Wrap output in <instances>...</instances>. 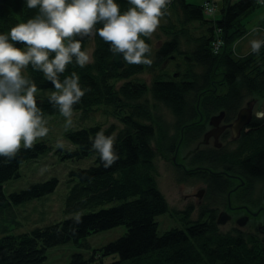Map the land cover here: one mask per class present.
<instances>
[{"label":"trees","instance_id":"trees-1","mask_svg":"<svg viewBox=\"0 0 264 264\" xmlns=\"http://www.w3.org/2000/svg\"><path fill=\"white\" fill-rule=\"evenodd\" d=\"M116 2L122 12L129 7L127 0ZM206 2L214 7L212 1ZM256 3L258 0H237L223 6L221 17L214 20L204 16L203 2L171 0L163 17L165 22L160 24L161 32L167 37L158 40L157 44H154L153 35L151 39L142 37L151 48L149 58L153 63L150 67L124 62L123 67L118 68L112 62L109 44L98 35L94 39L83 38L82 50L85 51L89 40L93 41L94 63L83 68L75 63L68 65L60 79L75 71L80 77V86L90 88L81 102L74 106V111L84 119H88L93 111L104 109L105 113L108 111L113 115L115 121L106 127L88 123L65 131L64 137L73 148L62 150L57 147L54 153L63 159L93 157V161L87 166L69 170L68 187L63 197L65 216L62 219L20 232L14 231V226L0 230V264H41L48 259V249L63 245L69 247L70 244L85 247L87 251L72 250L67 264H264L263 241L239 231L221 233L212 218L200 222L189 220L184 227L176 226L162 234L157 233L156 217L167 212L169 207L157 186L154 168L157 147L152 144L156 134L154 122L157 121L152 115H155L156 107H166L179 121H188L195 112L189 96L201 90L208 91L210 73L217 66L222 67L226 94L222 99L215 96L213 106L207 110L213 111L222 104L220 109L225 111V121H230L243 106L246 96L259 94L256 97L264 100V67L251 74L254 58L260 56L264 61V43L258 56V52H251L238 60L226 52L228 41H231L229 32L237 21L242 24L241 17ZM38 12V8L27 7V0H0V33H7L12 26L26 22ZM217 30H221L224 45L216 52L212 43L219 34ZM184 36L190 37L186 39L188 47L181 51L180 40ZM12 43L21 50L27 47L22 42ZM176 52L185 54L183 59L193 67L191 78L179 80L178 74L167 77L159 68L167 57ZM54 55L50 53L49 58ZM152 72L153 79L146 80L142 76ZM25 75L37 85V105L45 117L61 115L48 100L51 92L56 90L44 78L43 72L33 70L29 65ZM247 128L250 130L243 131L237 139L236 156L221 157L220 153L210 160L216 166L228 165L246 179L264 178V143L254 150L249 149L254 134L264 137V119L254 116ZM102 129H106V135L117 134L114 148L120 158L110 168L102 166L99 153L92 149L95 134ZM52 149V141L39 140L34 149H22L10 162L0 158V216L6 214L17 222V207L43 198L56 189L59 181L55 176L32 182L9 194L4 192L3 186L6 181L19 176L24 162ZM247 149L251 152H246ZM77 215L80 223L75 220ZM119 225H124L126 231L116 239L99 246L90 244L88 236L92 233ZM109 255H116L117 259L104 261Z\"/></svg>","mask_w":264,"mask_h":264},{"label":"rangeland","instance_id":"rangeland-1","mask_svg":"<svg viewBox=\"0 0 264 264\" xmlns=\"http://www.w3.org/2000/svg\"><path fill=\"white\" fill-rule=\"evenodd\" d=\"M188 2L201 4L204 0H187ZM214 4V11L211 14L203 11L206 18H212L214 20L221 17V10L223 6L232 4L237 0H210ZM244 16V17H243ZM241 17L242 24L237 21L230 33V42L228 41L226 52L233 56L235 59L241 60L248 56L251 50V42L253 40H259L264 42V2L256 3L250 10H248ZM165 22V19H161V23ZM221 31V30H220ZM220 31L217 30L220 36ZM190 35V34H189ZM154 44H157L158 40L165 39L167 36L161 32L159 26L155 33ZM190 36L182 37L181 46L183 51L188 46L187 38ZM221 37V36H220ZM222 38V37H221ZM229 40V39H228ZM224 45V40L222 39ZM66 43V41H65ZM262 45V44H261ZM213 46V44H212ZM93 50V41L89 40L86 51L91 53ZM259 52L257 53L258 56ZM172 56L173 58H171ZM166 60L159 66L163 73L167 74V77L178 74L179 80L191 78L190 75L194 73L193 67L187 63L183 57L185 54L182 52L172 53ZM185 58V57H184ZM163 65V66H162ZM264 67V61L260 56L254 58V64L252 65L251 74L256 73ZM158 71V70H157ZM154 72V70H153ZM153 72L150 75H142L146 77V80L153 79ZM157 73V72H156ZM156 75V74H155ZM210 86L207 87L208 91H200L196 94L189 96L188 100L194 106V116L188 118V121L181 122L175 115L166 107L158 105L154 122L156 124V134L152 140L156 148V157L154 159L155 176L158 188L163 193L167 200L169 210L164 214H160L156 217L158 228L157 233L162 234L165 230L172 227H184L189 220L201 221L199 216L200 210H206L209 212L211 209L218 211L226 205V190L229 184L226 179L224 181L216 176L208 174L206 171L198 172H185L181 166H178L173 161V156H176V160L181 162L186 168H194L197 164L207 167V163L214 171H217L221 165H215L213 159L215 156L226 157L227 155L232 158L236 156L238 143L228 144L222 151H210L208 149L201 150L195 157L184 158V154L187 150L196 146L197 142L202 140L200 135H203L204 129L209 127V118L213 114L219 113L222 104H220L215 110H207L211 108L215 102V96L222 99L226 93L225 85L222 79V67L217 66L215 70L210 73ZM50 90V89H46ZM206 90V89H204ZM259 94H250L246 96L244 103L249 98L256 99V104L253 108L254 113L258 111H264V100L261 97H256ZM75 112L73 117L74 125L70 128H75L88 123H99L102 127H106L110 123L115 121L113 115H109L108 111L105 113L104 109L93 111L88 119H84L79 112ZM48 120L47 127L49 128L48 134L41 140H50L53 143V149L45 154L37 157L34 160L24 162L19 169V176L12 178L4 183V192L9 194L11 191L25 188L32 182L43 181L47 178L55 176L58 178V185L56 189L49 195L30 201L22 206L16 208L15 218L17 222H13L10 218L6 217V214L0 216V230L7 229L10 226H14L13 230L20 232L30 230L35 225H42L43 223H50L56 220H60L65 216L63 197L66 193L68 183H66L67 175L70 169L77 166H87L92 163L93 157H87L80 160H72L70 158L63 159L60 155L55 154V149L60 147L62 150H70L73 145L67 141L64 137L65 118L62 115L45 117ZM189 124L190 127L185 129V136L190 139H181L180 135L182 126ZM247 132L250 129H246ZM255 137L251 139L252 144L250 150H254L257 146L264 143L263 135L254 134ZM227 140V138L225 139ZM224 140V142H226ZM180 141V142H179ZM62 145V146H61ZM167 148L169 150H167ZM173 148L177 149L173 152ZM208 148V147H201ZM247 149L246 152H251ZM232 153L233 155L229 154ZM224 155V156H223ZM183 158L185 160H183ZM227 160V159H226ZM210 161V162H208ZM228 162V161H227ZM230 164V163H229ZM224 183H223V182ZM253 193H260L264 186V178L251 179ZM201 188H205L203 195L201 196V204L198 208V197H191L185 199L184 194L191 192H198ZM240 191V190H239ZM239 193V192H237ZM233 197V194H232ZM188 206H192L193 210L187 211ZM4 226V227H2ZM2 227V228H1ZM217 229L221 233L234 234L232 225H217ZM126 231L124 225H119L101 232L92 233L88 236V240L91 245L99 246L103 243L112 241L122 235ZM246 236H249L246 234ZM259 238V236H255ZM71 246H56L48 249V259L41 264H67V258L72 250L82 249L87 251L85 247H77L72 244ZM117 259L116 255H109L104 258V261H110ZM69 261V260H68Z\"/></svg>","mask_w":264,"mask_h":264},{"label":"clouds","instance_id":"clouds-1","mask_svg":"<svg viewBox=\"0 0 264 264\" xmlns=\"http://www.w3.org/2000/svg\"><path fill=\"white\" fill-rule=\"evenodd\" d=\"M127 2L129 7L122 12L116 0H27V7L38 8V14L0 33V158L10 162L22 149H34L49 132L45 113L37 105V85L25 75L29 65L54 86L48 100L65 118L66 129L74 125V106L90 91L80 86L75 71L60 79L68 65L83 68L94 63L91 53L82 50L83 38L98 35L123 62L151 66V48L142 37L151 39L171 0ZM12 42L27 47L21 50ZM262 43L253 40L252 52H259ZM50 53H55L51 59ZM256 117L264 119V111L256 112ZM105 132L95 134L92 149L99 153L102 166L110 168L120 158L114 148L117 134ZM75 220L80 223V216Z\"/></svg>","mask_w":264,"mask_h":264},{"label":"flooded vegetation","instance_id":"flooded-vegetation-1","mask_svg":"<svg viewBox=\"0 0 264 264\" xmlns=\"http://www.w3.org/2000/svg\"><path fill=\"white\" fill-rule=\"evenodd\" d=\"M229 121L222 122L223 124ZM190 125L182 126L180 141L181 139L184 141L185 139H190V137L185 136V129L189 128ZM212 126L205 128L203 131L212 129ZM247 126L241 131L247 132ZM216 131V129H215ZM231 135V131L229 128H224L219 137L222 145L220 147H215L214 138L210 137L208 139V143L202 144L198 148L193 147L184 154V158L195 157L201 150L208 149V153L210 151L220 150L226 147L228 144H234L237 142V139H229ZM202 137V135H200ZM203 138V137H202ZM227 138V140H225ZM224 140L226 142H224ZM179 141V142H180ZM201 141V140H200ZM199 143V142H198ZM208 148H201V147ZM177 149H175V152ZM183 158V160H185ZM173 161L178 166H181L185 172H198V171H206L208 174L216 176L219 179L227 180L229 187L226 190V205L222 209H219L215 212V210L211 209L209 212H205L206 210H200L199 216L200 220L209 221L211 218L216 224L226 225L231 224L234 232L239 231L249 236H259L261 241H264V186L261 189L260 193H253L252 191V181L251 179H246L242 174H236L235 171L231 170L228 165L224 167H220L217 171H214L211 166L206 164L207 167L202 166L201 164H197L194 168H186L184 165L176 160V156H173ZM257 179V178H256ZM200 190L205 191V188H201ZM240 190V191H239ZM239 192V193H237ZM202 193V195H203ZM233 194V197H232ZM196 198V192H191L189 194H184V198L190 199L191 197ZM201 197L198 198V208L201 204ZM193 210L192 206H188L187 211ZM203 221V222H204ZM259 239V238H257Z\"/></svg>","mask_w":264,"mask_h":264},{"label":"water","instance_id":"water-1","mask_svg":"<svg viewBox=\"0 0 264 264\" xmlns=\"http://www.w3.org/2000/svg\"><path fill=\"white\" fill-rule=\"evenodd\" d=\"M112 62L115 64L116 67L121 68L123 67L124 62L122 61V57L120 55H113ZM256 104V99L249 98L243 106H241L234 119L230 120L229 122L223 124L222 122L225 119V111L221 110L217 114H213L209 118V126H212V129L206 130L202 135V140L198 141L196 144V148L201 146L202 144L208 143V139L210 137L214 138V146L220 147L222 145L221 140L219 137L221 136L222 131L224 128H229L231 131V135L229 139H237L241 131L249 124L256 113H254L253 108ZM216 129V131H215ZM203 191L199 190L196 192V196L199 198L202 196ZM264 242V241H263Z\"/></svg>","mask_w":264,"mask_h":264},{"label":"built area","instance_id":"built-area-1","mask_svg":"<svg viewBox=\"0 0 264 264\" xmlns=\"http://www.w3.org/2000/svg\"><path fill=\"white\" fill-rule=\"evenodd\" d=\"M263 2L264 0H258V3H263ZM214 9L215 8L213 6L207 3L204 4V10L206 11V13L211 14L213 13ZM212 44H213V50L216 52L219 51L221 48V45L223 44L222 38L218 35L216 40Z\"/></svg>","mask_w":264,"mask_h":264},{"label":"bare ground","instance_id":"bare-ground-1","mask_svg":"<svg viewBox=\"0 0 264 264\" xmlns=\"http://www.w3.org/2000/svg\"><path fill=\"white\" fill-rule=\"evenodd\" d=\"M205 3H207L206 0L203 1V7H204V4H205ZM216 38H217V36H216ZM221 110H223V109H221ZM221 110H220V111H221ZM220 111H219V112H220ZM223 111H224V110H223Z\"/></svg>","mask_w":264,"mask_h":264}]
</instances>
